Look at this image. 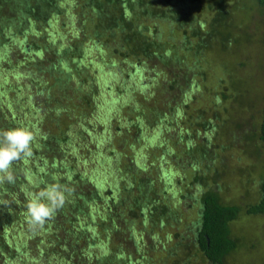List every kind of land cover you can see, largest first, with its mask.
<instances>
[{
	"label": "rangeland",
	"instance_id": "obj_1",
	"mask_svg": "<svg viewBox=\"0 0 264 264\" xmlns=\"http://www.w3.org/2000/svg\"><path fill=\"white\" fill-rule=\"evenodd\" d=\"M207 3L208 0H199L196 3L194 0L155 1L156 6H164L168 16L171 15L170 11H167L169 8L185 16L187 23L183 27H190L189 32L197 30L198 35L209 29L208 21L213 12L210 13V10L206 9ZM219 3H223L229 13L227 23L230 35L237 40L234 45L236 49L232 44L225 45L226 49L219 46L213 52H200V58H195L191 53L196 39H190V46L183 47L180 43L183 33L174 30L170 18L146 17L140 24L145 30L146 38L152 37L151 40L154 39L159 48L153 50L154 56L137 72H134L136 59L113 55L108 49L98 50L87 39L88 36L83 38L85 42L78 40V43L82 42L83 47L72 54L71 60L63 57L62 51L58 52L60 47L77 38L73 34L77 23L65 26L64 23H68L72 18L63 13L54 23L55 26L49 25L50 28L45 32L49 38L56 35V41H49V38H45V41L48 43L49 53L57 52L61 70L70 71L76 80L70 81L73 84L68 86L69 90L60 86L63 84L61 81L57 82V90H54L58 93L57 99L45 104L40 99V103L33 107L24 99L27 93L23 92L26 87L22 86V81L26 78L22 76V72H26L24 64L32 57L35 58L33 53H23L21 50V37L26 34L28 27L22 25L13 30L6 25L1 26L3 30L0 34L3 33L4 36L3 42L0 41V53H6L11 65H8L9 69L6 70L3 66L0 67V94L10 90L8 99L12 95L18 103L15 104L18 105V112L14 127L30 129L28 123L41 119V116L47 114V110L62 108L64 104L67 108L73 106L74 110L71 111L74 118L68 121L56 115H45L42 125L44 130L51 132L66 129L69 124L72 129L79 131H83L84 126H89L88 133L80 136L81 140H76L78 145L74 141H68L69 145L76 146V152L86 161L83 167L78 165L80 170L84 169L87 180L95 178L97 188L104 189V186H110L109 172L114 166L128 163L134 172H137L136 179L141 180L143 185L146 184L145 188L151 189V192L157 187L155 177H159L165 189L161 188L159 182L158 194L151 197L156 201L159 197L162 201L165 200L167 206L175 211L179 218L166 224L162 230L149 233L147 244L160 251H144L143 261L130 260L136 262L134 264H172V260L165 256L166 252L171 249L179 250L178 259L187 253L182 252L181 245L176 243L191 242L193 226L198 219L200 197L217 179H213V171L219 175L217 187L213 188L222 204H237L245 208L256 203L260 196L259 176L263 167V153L260 142L256 136H251L249 127L250 124L259 122L264 95V8L258 7L252 0H222ZM120 4H126L125 0H120ZM2 12L3 15L11 16V13ZM85 26L87 24L83 21V27ZM200 46L202 45L199 44L198 47ZM44 55L42 54V57L47 66L54 57ZM155 56L161 58L157 59ZM67 61L73 63L70 66L65 65ZM27 63L26 69L31 64ZM29 75L34 79L38 77V81L43 82L45 77H48L46 73L41 79L33 73ZM62 76L63 73L60 78ZM82 78H87L88 82L93 80L94 83V89H90V92L95 93L92 94L90 107L83 106L84 103L75 93L78 81ZM184 78L188 79L187 87L170 89L172 80L180 86ZM47 80L48 84H51L59 79L51 76ZM89 84L91 83L87 85ZM222 91L229 92V97L227 96L226 101L218 103L216 94ZM64 98L66 101L72 100L70 106L68 102L62 103ZM22 100L23 103L20 104ZM153 113H158L155 121ZM201 122L209 123L218 129H201L198 126ZM188 142L198 143L199 148L207 146L216 152L213 157L215 163H210V169L205 161L199 159L198 152L191 156L181 153ZM61 146L64 151L70 150H66L68 144ZM115 158L120 160L119 163ZM51 159L49 156L46 163L51 162ZM140 160L148 168L142 172L137 167ZM153 165L158 167L155 169L157 172L152 168ZM195 175L204 177L207 181L203 180L199 185L194 182ZM140 227L137 226V229ZM143 227L141 230L145 233L146 224ZM229 228L238 242L237 249L225 257L224 264H264V216H242L230 224ZM129 230L136 240L139 235L134 231L136 225H132ZM26 235L28 234L16 231L13 239L16 244H21ZM109 243L112 249L122 244L124 252L131 251L130 241L121 242L120 239H114ZM187 255L189 264H205L194 247L190 248Z\"/></svg>",
	"mask_w": 264,
	"mask_h": 264
},
{
	"label": "trees",
	"instance_id": "obj_2",
	"mask_svg": "<svg viewBox=\"0 0 264 264\" xmlns=\"http://www.w3.org/2000/svg\"><path fill=\"white\" fill-rule=\"evenodd\" d=\"M155 1L125 0L126 4H122L123 7L120 0H0V31L3 30L1 29L2 24L13 30H17L22 25L28 27L26 34L21 37L23 41L21 42L23 44L21 50L23 53H33L36 59L30 55L32 58L27 62L31 64L26 69L28 63L25 62L26 72H22V76L26 77L22 81V86L26 87L23 92L27 93L26 98H24L27 103L33 107L38 102L40 103V99L44 104L54 102L58 97V93L54 92L57 90V82L61 81L63 84L60 86L67 89L73 84L70 81L76 80L70 71L61 70L57 52L49 53L48 43L45 41V38H49L45 35L46 30L50 28L49 25L55 26L54 23L61 18L63 13H66V17L72 18L68 20V23H64L65 26L71 25L73 22L77 23L76 30H73L74 36H77L76 40L58 50L60 53L62 51L63 57H68V60H71L72 54L82 49V42L78 43V40L85 42L83 38L88 36L87 39L98 50L105 51L108 49L113 55H122L125 59H136L134 72L143 69L149 59L154 56L153 50L156 47L159 48L154 39L151 40L152 37L151 39L146 38L145 30L140 24L141 20L146 17L162 18L166 16L170 18L174 30H180L183 33L180 39L183 47H187V45L189 47L190 39H196V44L191 53L195 58L201 56L200 52H213L219 46L226 49L225 45L232 44L233 48L236 49L234 45L237 40H234L230 35L229 24L227 23L229 13L225 5L219 3L222 0H210L211 3L208 0L206 9H209L210 13L212 11L213 14L208 21L209 24L207 22L208 31L201 32L202 35H198L197 30L189 32L190 27H183L187 23V19L181 13L169 8L167 11H170L171 15L168 16L164 6L161 8L156 6ZM198 1L194 0L195 3ZM252 1L258 7L264 8V0ZM2 11L11 13V16L3 15ZM75 17L77 18L75 19ZM83 21L87 26L83 27ZM3 36L1 33V42H3ZM55 36H50L49 41H56ZM199 44L202 45L200 48L198 47ZM262 44L264 48V21ZM42 54H45L46 57L47 55L54 57L53 61L45 66L46 63ZM5 58H8L6 53L3 55L0 53V67L3 66L4 70L9 69L8 65H11V62L8 59L6 61ZM155 58L158 59L161 56H155ZM71 63L73 61H67L65 65L70 66ZM29 73H33L36 77L38 75L39 79L46 73L48 77L52 76L59 80L51 82V86L48 84V77H45L44 82L43 80L38 81V77L34 79ZM61 73L64 76L60 78ZM87 82V78L78 81V88L76 90L75 87V93L84 103L83 106L90 107L94 93V91L90 92V89H94V83L93 80H89L88 83L92 85H87ZM177 85L178 83L172 80L169 86L170 89L175 88L176 90L181 86L187 87L188 79L184 78L181 85ZM9 93L11 94L10 90H5L0 94V131L13 128V125H16L14 123L17 122L15 117L16 112H18V105L15 104L18 103L12 95L8 99ZM228 95L229 92L227 91L219 92L216 94L217 102L226 101ZM67 102L70 106L72 100L66 101L64 98L62 103ZM22 103L23 100L20 101V104ZM39 109L38 112L43 115ZM72 109L73 106L67 108L64 104L62 108L47 110L45 115H52V117L56 115L58 118L69 121L74 118ZM45 115L36 122L28 123L30 129L37 132V139L32 145L33 156L22 159L13 165L12 170L16 177L15 184H8L7 182L0 184V264L1 262L4 264H34L35 262L38 264H134L136 262L133 263L130 260L143 261L144 251L155 249L147 244L149 233L162 230L166 224L179 218V215L167 206L165 200L162 201L159 197L156 201L151 197V195L155 197L158 194L159 182L161 188L165 189L159 177V180L155 177L157 187L154 188V192H151V189L145 188L146 184L144 186L141 180L136 179L137 172H134L130 163L121 166L115 165L109 172L110 186L107 185L104 186V189H98L95 178L87 180V176L83 172L84 169L80 170L79 168L78 164L83 167L86 163L85 159H81L76 152V146L69 145L68 142L71 140L78 145L76 140H81L80 136L83 137L88 133L89 126H84L83 131H79L72 129L69 124L66 129L51 132L44 130L42 125ZM153 116L155 121L158 113H153ZM259 116L258 124H250L249 127L251 136H256L260 142L263 153L258 201L245 208H241L237 204H222L215 190L219 175L213 171V179H217L212 182V186L209 184L211 187L209 186L200 197L199 214L193 226L191 242L189 244L176 243L178 246L181 245L182 252L188 254L190 248L194 247L205 264H224L225 257L237 249L238 241L233 238L234 236L230 232V224L242 216H264V95ZM198 126L201 129H207V127L218 129V127L209 123L206 124V122H201ZM245 126L248 127L246 123ZM219 128L221 129L220 126ZM175 143L177 144V142ZM62 144H68L66 150H70L64 151ZM197 152L199 159L205 161L207 168L210 169V163H215L213 157L216 154L212 148L207 146L199 148L198 143L188 142L181 153L191 156ZM49 156L52 157L51 162L46 163ZM115 160L118 163L120 161L116 158ZM137 165L140 172L147 168V165H144L141 160ZM152 168L158 169L155 165ZM193 179L199 185L203 180H206L199 175H195ZM52 184L67 185L74 191L67 196L64 207L56 213L54 219L47 222L43 229L30 231L27 223V204L33 193H37ZM151 185L153 186L154 182ZM145 224L146 232L144 233L141 228L144 229L143 225ZM132 225H136L134 231L139 233L136 240L130 234L129 229ZM139 225L141 227L137 229ZM16 231L28 234L21 244H16L13 239L16 236ZM122 234L125 235L122 236ZM114 239H120L121 242L130 241L131 251L129 253L124 252L122 244L114 246V249L110 248L109 241ZM178 251L171 249L166 252L165 256L167 255L166 257L170 261L172 260V264H189L187 253L178 259Z\"/></svg>",
	"mask_w": 264,
	"mask_h": 264
},
{
	"label": "clouds",
	"instance_id": "obj_3",
	"mask_svg": "<svg viewBox=\"0 0 264 264\" xmlns=\"http://www.w3.org/2000/svg\"><path fill=\"white\" fill-rule=\"evenodd\" d=\"M37 139V132L25 127H14L0 131V184H15L14 163L33 156L32 145ZM74 189L67 185L52 184L33 193L27 204V223L30 231L43 229L47 222L54 219L62 209L67 196Z\"/></svg>",
	"mask_w": 264,
	"mask_h": 264
}]
</instances>
